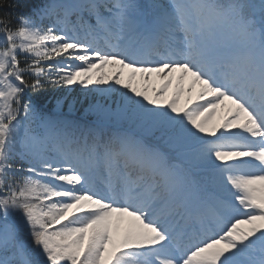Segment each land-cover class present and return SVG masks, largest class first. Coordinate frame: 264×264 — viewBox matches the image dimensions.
I'll return each mask as SVG.
<instances>
[{"label": "snow or ice", "instance_id": "1", "mask_svg": "<svg viewBox=\"0 0 264 264\" xmlns=\"http://www.w3.org/2000/svg\"><path fill=\"white\" fill-rule=\"evenodd\" d=\"M0 264H264V0H0Z\"/></svg>", "mask_w": 264, "mask_h": 264}]
</instances>
